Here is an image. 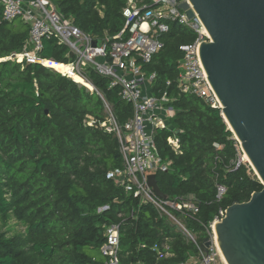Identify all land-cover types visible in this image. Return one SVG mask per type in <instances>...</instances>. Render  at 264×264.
Here are the masks:
<instances>
[{"label": "trees", "instance_id": "trees-1", "mask_svg": "<svg viewBox=\"0 0 264 264\" xmlns=\"http://www.w3.org/2000/svg\"><path fill=\"white\" fill-rule=\"evenodd\" d=\"M54 1L98 42L125 27L128 0ZM29 33V24L6 21L0 10V219L5 224L14 218L23 226L12 235L0 231V264H105L100 247L111 223L120 224L121 264H178L200 254L198 246L210 236L221 208L247 201L263 188L247 162L238 164L239 143L221 108L174 89L183 56L179 46L197 36L191 28L171 22L164 48L143 69L157 72V95L167 89L176 97L174 130L158 129L155 140L162 160L171 164L156 176L168 197L198 200V213L181 216L196 242L110 176L123 168V157L114 132L88 124L90 116L97 122L106 116L96 91L41 63L6 59L24 49ZM67 52L56 37L44 38L40 57L63 65ZM87 79L120 124L133 116L119 88H109L110 78L88 68ZM172 135L179 138L178 150L167 141ZM219 186L225 188L221 197ZM104 206L109 208L100 210Z\"/></svg>", "mask_w": 264, "mask_h": 264}, {"label": "built area", "instance_id": "built-area-1", "mask_svg": "<svg viewBox=\"0 0 264 264\" xmlns=\"http://www.w3.org/2000/svg\"><path fill=\"white\" fill-rule=\"evenodd\" d=\"M0 10L4 20L21 19L30 27L24 49L6 59L18 62L26 60L47 66L45 64L47 59L40 57L43 39L56 37L60 44L68 47L66 56L69 60L66 64L70 69L66 72L54 69L73 80L75 79L72 72L76 73L89 82L87 69L91 68L98 74L110 78L109 88H119L121 98L133 106V116L124 124L118 122L111 104L89 82L92 85L89 89L102 97L106 116L103 121L98 122L90 116L88 124L100 126L107 132H114L120 142L123 168L111 172L110 176L125 189L126 193L140 198L143 203L152 204L159 214L167 216L176 225L181 234L196 242V235L181 217L198 213L199 202L196 197L192 195L161 198L148 184L149 174L166 171L171 164L162 160L155 140L158 129L174 130L170 119L176 114L171 104L176 97L171 96L167 89L157 95L153 91L157 72L147 74L143 65L151 62L164 48L162 37L169 32L171 22L191 28L197 36L193 42L179 46L183 56L180 61L181 71L174 89L179 95L197 96L212 107L220 108V101L208 80L200 58V45L204 40H210V36L198 16L189 19L186 12L178 7L176 0H150L149 3L128 0L123 9L124 29L114 36H107L101 42L97 41L94 45L96 39L76 26L72 18L63 15L54 0H0ZM70 51L73 52L72 57ZM171 84L172 81L168 80L167 85L170 87ZM167 141L174 149L180 148L177 136H169ZM215 146L220 147L219 144ZM242 161L245 162L244 158L240 157L238 164ZM224 192L225 188L219 186L218 196L221 197ZM107 208L109 206H104L100 210ZM225 212L226 209L221 208L210 224L212 245L209 252H202L199 245L198 256H191L178 264H228L216 243L214 230L215 223L225 216ZM104 235L106 240L100 251L105 258V264H121L120 224H108Z\"/></svg>", "mask_w": 264, "mask_h": 264}, {"label": "water", "instance_id": "water-1", "mask_svg": "<svg viewBox=\"0 0 264 264\" xmlns=\"http://www.w3.org/2000/svg\"><path fill=\"white\" fill-rule=\"evenodd\" d=\"M176 1L189 19L198 16L210 36L200 45L202 64L228 128L263 185L249 200L226 208L214 225L215 240L228 264H264V0ZM148 184L168 197L155 173ZM211 245L208 236L201 251L208 253Z\"/></svg>", "mask_w": 264, "mask_h": 264}, {"label": "rangeland", "instance_id": "rangeland-1", "mask_svg": "<svg viewBox=\"0 0 264 264\" xmlns=\"http://www.w3.org/2000/svg\"><path fill=\"white\" fill-rule=\"evenodd\" d=\"M235 137V135H234ZM239 148H240V144H239ZM241 149V148H240ZM244 152L241 151V158H244ZM245 162H247L249 165V161H247L246 159H244ZM251 166V165H250ZM252 168V167H251ZM253 169V168H252ZM253 172L255 173V171L253 170ZM257 176V175H256ZM258 177V176H257ZM260 180V179H259ZM21 230H23V226L21 223L17 222L14 218L10 219L7 223H3L0 219V231L2 232H6L9 235H12L16 232H20Z\"/></svg>", "mask_w": 264, "mask_h": 264}, {"label": "bare ground", "instance_id": "bare-ground-1", "mask_svg": "<svg viewBox=\"0 0 264 264\" xmlns=\"http://www.w3.org/2000/svg\"><path fill=\"white\" fill-rule=\"evenodd\" d=\"M45 64H46L47 66L52 67V68H56L57 70L62 71V72L69 71V69H70V66H69L68 64H65V65L58 64L57 62H54L53 60H46V61H45ZM72 76H73L74 78L79 79L81 82H83V83L89 85L90 87H92V85H91L87 80H85L84 78H82V77L79 76L78 74L72 72ZM88 88H89V87H88ZM244 159L248 160V157H247L246 154L244 155ZM216 237H217V235L215 234V239H216ZM216 243H217V242H216ZM217 245H218V244H217ZM218 247H219V246H218ZM219 249H220V248H219Z\"/></svg>", "mask_w": 264, "mask_h": 264}]
</instances>
